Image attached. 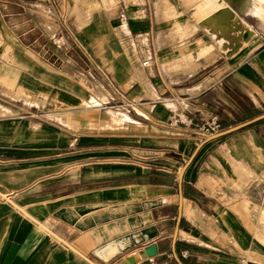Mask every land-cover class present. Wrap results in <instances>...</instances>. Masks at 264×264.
<instances>
[{"label": "crops", "instance_id": "1", "mask_svg": "<svg viewBox=\"0 0 264 264\" xmlns=\"http://www.w3.org/2000/svg\"><path fill=\"white\" fill-rule=\"evenodd\" d=\"M64 1L75 3L0 0V104L11 103L17 88L27 89L26 100L32 88L63 90V122L37 126L67 136L57 145L37 142L35 150L0 148V264H117L134 253L141 256L131 264H248L255 252L264 254L255 238L262 233L258 220L264 228V117L208 141L195 133L211 117L222 131L264 114V31L244 19L255 35L240 51L226 57L215 48L204 58L198 42L206 36L188 0L156 1L151 16L144 0L118 19L101 4L85 9L88 0H76L75 20L63 19L61 29L56 16ZM168 1L181 30L191 31L180 40L163 14ZM224 1L264 18V0ZM77 6L85 13L78 16ZM119 21L124 28L117 34ZM66 38H74L83 64ZM184 51L194 65L170 69ZM58 56L66 62L49 61ZM138 62L144 73L136 72ZM93 70L111 77L122 112L88 109L87 101L105 104L109 97ZM175 113L191 125L171 126ZM15 115L0 108V121L19 122ZM101 121L115 125L98 128ZM109 242L118 250L105 259L96 251ZM152 243L157 254L148 258L144 249Z\"/></svg>", "mask_w": 264, "mask_h": 264}, {"label": "rangeland", "instance_id": "2", "mask_svg": "<svg viewBox=\"0 0 264 264\" xmlns=\"http://www.w3.org/2000/svg\"><path fill=\"white\" fill-rule=\"evenodd\" d=\"M79 1H80L81 5L84 4V2H85V0H79ZM133 1L136 3L132 4L133 3L132 0H88V3L84 6V8L88 9L92 6L94 7L97 4H101V6H102L101 10L106 12L108 17L118 19V18H122L121 13L123 12V9H125V7H126V9H128V8L138 9L139 3L144 4V2H143L144 0H133ZM156 1L159 3L163 2V0H145L147 5L149 4V9H148V13H147L148 16H151L153 14V8L152 7H153L154 2H156ZM214 1L215 0H188L187 1L188 5L196 6V9L189 13V14H191L194 12L193 14H191L192 15L191 19H195L196 22H198V20L202 17V15L211 9L212 5L214 4ZM75 5H76V0H75V3H73V4H71L70 2H66V1H64L61 4V13L58 12V14L56 16V17H59V20L57 19L58 23L59 22L62 23L61 29H64V27H65V23H64L63 19L75 20L74 11H73ZM166 6H167V9L164 10L163 14L168 19H173V25H172L173 29L171 31V33L173 35V39L177 38L176 40H180V39H182V37L188 36L189 33H191V31H187V30L182 31L179 21L175 20V18H177L178 14L176 13V10H174V4L170 1H168L166 3ZM161 10H163V9H161ZM260 10H261V12H264L263 8ZM156 11H158L160 13V10H156ZM240 11L242 14L247 13L246 14L247 16H244V19L248 23L251 22L252 25H256L257 27L261 28V30L264 31V18H259L257 15H254L253 14L255 12L254 10L252 12L249 9L245 11L241 7ZM79 12H84V11L82 10L81 7L77 6L76 7V13L78 16H79ZM255 14H258V13H255ZM80 17H78V19ZM252 17H254V18H252ZM81 20H82V23H85L87 21V19H83L82 17H81V19H79V21H81ZM254 21H256V23H259V24H253ZM122 25H123V23H121L120 21L115 25V33L120 34L123 32L124 27ZM63 32H64V30H63ZM137 33H139V32H137ZM205 36H206V40H200L198 42V44L200 45V55L203 56L204 58L208 57L209 54L211 53V51L215 49V48H209V47L204 45L203 42L208 40L206 34H205ZM28 39L30 40V36L28 37ZM66 41L67 42H64V45L68 49L70 46L72 48L70 51H72L74 53V56L76 57V59L82 63V61H84L85 58L83 57V55L81 54L79 49L76 47V45H75L76 43H75L74 38H72V39L66 38ZM55 42L59 45L61 44L57 41H55ZM145 42H146L145 39H143V37H141V39L139 41V49L144 50V45L146 44ZM123 43L127 44L128 51L133 49V52H134V46L132 44V41L129 40V44L131 46V49H130L127 41H123ZM263 43H264V41H263ZM181 47H183V46H181ZM44 48L45 49L50 48L52 50L53 45L51 43H49V41H45ZM187 52L190 53V51L181 52V54L184 56L183 58H174L173 61L168 62L169 68L174 70L177 68L176 66H178L181 63H185L186 65H187V63H190V64L194 65L195 59L190 55L188 56ZM136 60H137V58H136ZM148 60H149L148 58L141 59V61H147V62H148ZM49 61H55V63L58 65V64H62V61H65V58L62 56H58V58L56 60H53V58H49ZM140 63L141 62H138L139 66L136 65L134 67L136 69V72L137 71L143 72V68L140 66L141 65ZM142 64H143V62H142ZM81 77H83V76H81ZM144 77L145 76L143 75V78ZM91 78L93 81H96V82L98 81V83L100 84L102 89L108 91V96H109L108 100H106L105 104H102V103L100 104L99 102L95 103L94 101H91V103H89L87 101L86 104H89L91 106L89 108L86 107V105H81L80 102H79V104H77V106H79L80 108H88L91 110H95L96 112H102L103 110H111L112 112H122V109L118 106V100L121 99L122 96L117 91V89L113 86V81L111 80V77L108 74H107V76L105 75L102 77V75H99V73H97V71L93 70ZM142 80H144V79H141L140 81H142ZM20 90L23 94L18 95L16 93V91L20 93ZM26 90L27 89H25V88L24 89H20V88L15 89V91H12L11 103H4L3 102L5 105L0 104V108H4V106L12 107V112L14 114H16L15 117H17L20 120L19 122H17V119L0 121V148H1V150L5 147H10V146L15 147V146H20L21 144L27 146L28 148H30V150H35L34 148H35L37 142L40 144H46V145H57L58 140L60 138L67 137L63 133L59 132L57 129L49 127L48 125L42 124V125L37 126V124L40 122H44V123H47L49 125H53L54 123H56L55 121L52 120L54 118H58V120H60L61 123L63 122L60 114L65 112V111L63 110L64 109L63 105L58 103V100L61 98V96L63 94H66V93L63 90L52 89L50 87L44 88L43 90L32 88L30 91V97L28 100H26V99H24V97H22L24 95V93L26 92ZM111 95H112V97L110 98ZM86 98L90 99L88 97V95L86 96ZM6 99H7V101H9L8 100L9 98H6ZM19 100H22L21 102L23 104H20ZM24 120H27V121H24ZM22 121H24V122H22ZM20 122H22V123L20 124ZM75 124L77 125V123H75ZM100 124L101 125L97 126L98 128H101L100 126L105 127V126L115 125L114 122H107V121L106 122L101 121ZM27 125H28L29 129H27ZM15 128L16 129L19 128L18 129L19 131L14 130ZM30 129H32V130H30ZM50 130H53L56 132L55 137H53V139L51 141L46 142L45 140L38 138L39 136H41L42 133L48 132ZM12 131H13V133H12ZM20 131L23 133H26L27 136H26V134L25 135L20 134V136H19L18 134ZM11 133L13 134L12 136H11ZM66 150H68V149H60L58 152H60L59 154H64L66 152ZM2 152H3V150H2ZM27 159H28V161H34L35 157H29ZM256 225H257V229H259V227L262 228V233H261V236L260 235L255 236V238L257 240H260L262 242V244H264V228H263L262 224L259 222V220L256 222ZM41 226H42V224H41ZM262 252L264 253V250H262ZM251 260H252V262L248 261V264H264V254H260L259 252H255L253 254V257L251 258Z\"/></svg>", "mask_w": 264, "mask_h": 264}, {"label": "bare ground", "instance_id": "3", "mask_svg": "<svg viewBox=\"0 0 264 264\" xmlns=\"http://www.w3.org/2000/svg\"><path fill=\"white\" fill-rule=\"evenodd\" d=\"M197 27L207 35L208 40L203 42L204 45L218 49L226 57L234 56L255 35V30L244 20L242 13L232 8L224 0H215L211 9L198 20ZM245 33L246 37L243 38ZM137 78L139 80L145 79L143 75L137 76ZM117 250L116 243L109 242L96 252L108 259ZM140 256L141 254L134 253L128 259L124 258L122 262L117 264H131L130 260L135 261Z\"/></svg>", "mask_w": 264, "mask_h": 264}, {"label": "built area", "instance_id": "4", "mask_svg": "<svg viewBox=\"0 0 264 264\" xmlns=\"http://www.w3.org/2000/svg\"><path fill=\"white\" fill-rule=\"evenodd\" d=\"M147 63H148L147 61H143V65H146ZM172 112L174 113V111ZM169 123L171 126L191 125V123L186 118H182V116L179 113L173 114ZM219 131H220V124L218 123L216 117H211L209 120L203 121L195 128V133L200 137L201 140H205L207 137Z\"/></svg>", "mask_w": 264, "mask_h": 264}, {"label": "water", "instance_id": "5", "mask_svg": "<svg viewBox=\"0 0 264 264\" xmlns=\"http://www.w3.org/2000/svg\"><path fill=\"white\" fill-rule=\"evenodd\" d=\"M245 37H246V33L243 35V38H245ZM262 117H264V114H262V115H260V116H257L256 118H254V119H252V120H249V121H246V122H244V123H241V124H238V125H236V126H233V127H231V128H228V129H226V130L219 131V132H217V133H215V134H213V135L207 137V138L205 139V141H208V140H211V139H214V138L220 137V136H222V135H224V134H226V133H228V132H231V131H233V130H235V129H238V128L242 127V126H245V125H247V124H249V123H251V122H253V121H255V120H258V119H260V118H262ZM144 254H145V256L148 257V258L153 257L154 255H156V254H157V246H156V244H155V243H152V244H150L149 246H147V247L144 249ZM129 260H130V259H129ZM130 261H131V263L133 262V260H130Z\"/></svg>", "mask_w": 264, "mask_h": 264}, {"label": "flooded vegetation", "instance_id": "6", "mask_svg": "<svg viewBox=\"0 0 264 264\" xmlns=\"http://www.w3.org/2000/svg\"><path fill=\"white\" fill-rule=\"evenodd\" d=\"M239 2H241V1H239Z\"/></svg>", "mask_w": 264, "mask_h": 264}]
</instances>
